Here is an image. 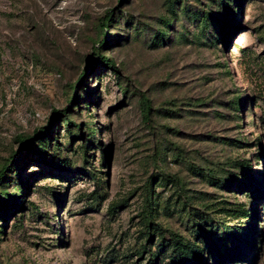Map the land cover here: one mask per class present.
I'll use <instances>...</instances> for the list:
<instances>
[{"label": "rangeland", "instance_id": "obj_1", "mask_svg": "<svg viewBox=\"0 0 264 264\" xmlns=\"http://www.w3.org/2000/svg\"><path fill=\"white\" fill-rule=\"evenodd\" d=\"M1 172L0 264H264V0H0Z\"/></svg>", "mask_w": 264, "mask_h": 264}, {"label": "trees", "instance_id": "obj_2", "mask_svg": "<svg viewBox=\"0 0 264 264\" xmlns=\"http://www.w3.org/2000/svg\"><path fill=\"white\" fill-rule=\"evenodd\" d=\"M111 13H112V12H111ZM112 17H113V15H110L108 18H106L105 21L102 22V24H101V26H100L99 35H100V34H103V39L100 41V44L105 43V40H106L107 37H108V33L106 32V30H107V28L109 27V23L112 22ZM98 58H99V61H101V62H106L107 65H109V63H110V61H111V60H109V59H105V58L102 57V56H98ZM94 65H95V64L93 63V65L90 66V70L93 69V66H94ZM110 66H111V64H110ZM111 67L114 68V65H112ZM82 76H83L82 79L86 77V71L84 72V74H83ZM80 84H82V80H81ZM67 117H68V116L65 114L64 118L67 119ZM35 135H36V134H35ZM36 136H37V135H36ZM28 144H30L29 141H28ZM4 175H5V172H1V173H0V179H3V178H4ZM11 197H14V195L11 194ZM177 243H178V242H177ZM177 246H178L179 251L185 253L186 246H185L184 244H182V243L180 244V243H179ZM183 249H184V250H183Z\"/></svg>", "mask_w": 264, "mask_h": 264}]
</instances>
